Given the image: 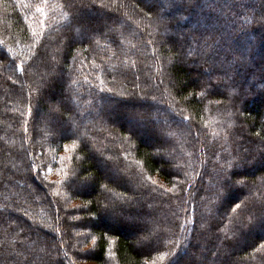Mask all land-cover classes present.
<instances>
[{
  "label": "trees",
  "instance_id": "trees-1",
  "mask_svg": "<svg viewBox=\"0 0 264 264\" xmlns=\"http://www.w3.org/2000/svg\"><path fill=\"white\" fill-rule=\"evenodd\" d=\"M147 3L0 0V264H264V0Z\"/></svg>",
  "mask_w": 264,
  "mask_h": 264
},
{
  "label": "rangeland",
  "instance_id": "rangeland-1",
  "mask_svg": "<svg viewBox=\"0 0 264 264\" xmlns=\"http://www.w3.org/2000/svg\"><path fill=\"white\" fill-rule=\"evenodd\" d=\"M148 3H147V8L148 9H151V5L152 3L156 2V0H146ZM264 49V48H263ZM169 56H172L171 54H169ZM184 103V102H182ZM162 155H169V153H167L166 151H163L162 152ZM130 194V193H129ZM102 198L99 197V202ZM72 203V200L70 202V204ZM73 204H75L74 207H82V206H87V203L86 202H82V201H75L73 202ZM68 206V205H67ZM70 206V205H69ZM72 206H70L69 208H71ZM83 212H86V210L84 211H79V210H73V211H70V214L69 215V219L71 221H73V219H76L77 217L81 216ZM72 237L69 239L71 241V244H73L74 246L82 249V248H87L89 245L85 242V234H86V230L87 229H82L81 226L79 225H72ZM27 237L29 235H26ZM145 240H147L148 238H144ZM205 248V245H201V250H204ZM188 252V250H187ZM78 264H98L96 261L94 260H82L81 262H78Z\"/></svg>",
  "mask_w": 264,
  "mask_h": 264
},
{
  "label": "snow or ice",
  "instance_id": "snow-or-ice-1",
  "mask_svg": "<svg viewBox=\"0 0 264 264\" xmlns=\"http://www.w3.org/2000/svg\"><path fill=\"white\" fill-rule=\"evenodd\" d=\"M237 207H239V205H237Z\"/></svg>",
  "mask_w": 264,
  "mask_h": 264
}]
</instances>
